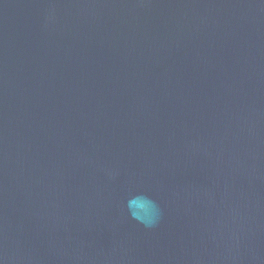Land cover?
<instances>
[{"label":"water","instance_id":"95a60500","mask_svg":"<svg viewBox=\"0 0 264 264\" xmlns=\"http://www.w3.org/2000/svg\"><path fill=\"white\" fill-rule=\"evenodd\" d=\"M0 264H264V0H0Z\"/></svg>","mask_w":264,"mask_h":264}]
</instances>
